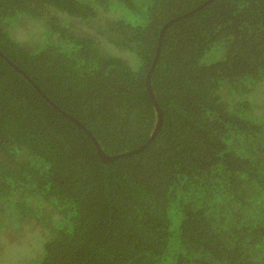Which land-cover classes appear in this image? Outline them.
Segmentation results:
<instances>
[{
    "label": "trees",
    "instance_id": "1",
    "mask_svg": "<svg viewBox=\"0 0 264 264\" xmlns=\"http://www.w3.org/2000/svg\"><path fill=\"white\" fill-rule=\"evenodd\" d=\"M0 54V264H264V0H0Z\"/></svg>",
    "mask_w": 264,
    "mask_h": 264
},
{
    "label": "water",
    "instance_id": "2",
    "mask_svg": "<svg viewBox=\"0 0 264 264\" xmlns=\"http://www.w3.org/2000/svg\"><path fill=\"white\" fill-rule=\"evenodd\" d=\"M173 22V21H172ZM172 22H168V23H166L163 27H162V29H161V31H160V36H159V38H161V35H162V33H163V31H164V29L169 25V24H171ZM0 56H1V58H3L7 63H8V65L10 66V67H12L17 73H19V74H21L31 85H32V87H34L37 91H38V93L45 99V100H47V98L40 92V90L35 86V84L29 79V77L28 76H26L20 69H18V67L17 66H15L12 62H10L9 60H7L2 54H0ZM146 89H147V91H148V93H149V95H150V98H151V100H152V102H153V104H154V106H155V108H156V111H157V125H156V129H157V127L159 126V124H160V121H161V116H160V113H159V111H158V109H157V107H156V104L154 103V100H153V98H152V96H151V91H150V87H149V82H148V79L146 80ZM47 102H49L48 100H47ZM51 104V103H50ZM54 108H55V110H57L58 112H60L63 116H65L66 118H68L70 121H72L76 126H78L79 128H81L82 130H83V132L90 138V140L92 141V143L94 144V146H95V148H96V150H97V153H98V157H99V159L102 161V162H111V161H113V160H115V159H117V158H119V157H121V156H113V157H109V156H106V155H104V153L101 151V149L99 148V146H98V144L96 143V141H95V139L92 137V135L86 130V129H84V127L78 122V121H76L75 119H73L72 117H70V116H68V115H66L65 113H63L60 109H58L57 107H55L53 104H51ZM156 131V130H155ZM155 133V132H154ZM153 135L154 134H152L151 136H150V138H149V140L141 147V148H139L138 150H136L135 152H133V153H137V152H139L141 149H143V148H145L146 146H147V144L151 141V139L153 138ZM127 155V154H126Z\"/></svg>",
    "mask_w": 264,
    "mask_h": 264
}]
</instances>
